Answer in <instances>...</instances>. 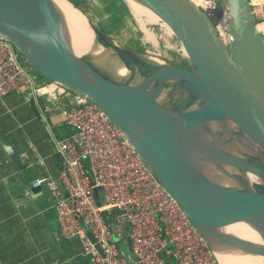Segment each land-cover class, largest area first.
<instances>
[{
  "label": "water",
  "instance_id": "water-1",
  "mask_svg": "<svg viewBox=\"0 0 264 264\" xmlns=\"http://www.w3.org/2000/svg\"><path fill=\"white\" fill-rule=\"evenodd\" d=\"M137 1L171 30L188 67L172 62L150 64L141 57L144 50H138L141 55L137 58L136 51L117 44L90 22L96 35L104 40L100 43L132 71V75L139 76L138 86L135 84L132 88L137 89V93L126 98L119 96L121 100L108 84L110 77L90 62L85 53L72 50L62 29L54 25L52 13L41 9L36 2L0 0V37L12 42L35 71L91 99L124 133L211 247L210 237L228 245L243 242L242 235L223 236L218 231L246 225L257 229L264 220V188L254 193H239L230 188L211 193L210 200L225 210L251 213L250 218L243 220L227 218L199 203L182 183L184 152L174 165L171 179L164 176L156 153L167 148L176 154L172 138L176 133L213 126L233 127L244 121L250 123L251 133L264 140V36L257 29L250 0H220L218 9L224 11L227 42L218 36L213 19L193 0ZM30 8L37 17L28 12ZM45 51L57 54L54 64L45 60ZM148 73L152 76L146 77ZM165 79L179 81L188 90L176 109L164 106L161 101L157 103L156 99L171 89L164 85ZM195 97L201 104L191 103L187 107L185 100ZM152 103H157L161 110L153 109ZM0 143L15 167L22 169L23 162L12 143L4 137L0 138ZM263 156L257 153L252 158L264 170ZM99 190L93 187L97 197ZM89 238L94 242L90 235ZM125 242L126 253H131L129 234ZM122 256L126 264H138L123 251Z\"/></svg>",
  "mask_w": 264,
  "mask_h": 264
},
{
  "label": "built area",
  "instance_id": "built-area-1",
  "mask_svg": "<svg viewBox=\"0 0 264 264\" xmlns=\"http://www.w3.org/2000/svg\"><path fill=\"white\" fill-rule=\"evenodd\" d=\"M195 3L213 19L218 36L227 42L220 0ZM250 3L264 36V0ZM21 57L12 42L0 37V98L29 85L33 99L43 97L60 105L64 122L73 128L70 137L53 140L59 155L57 178L36 177L30 182L31 187L44 185L55 197L61 236L78 240L90 264H126L115 241L122 229L112 231L105 219L104 212L112 209L114 222L128 227L133 262L220 264L177 200L109 117L86 95L57 81L36 85ZM93 187L100 188L98 197Z\"/></svg>",
  "mask_w": 264,
  "mask_h": 264
},
{
  "label": "bare ground",
  "instance_id": "bare-ground-1",
  "mask_svg": "<svg viewBox=\"0 0 264 264\" xmlns=\"http://www.w3.org/2000/svg\"><path fill=\"white\" fill-rule=\"evenodd\" d=\"M134 1L155 16L147 7L137 0ZM193 1L200 2V0ZM26 2H36L41 9L52 13L54 25L62 29L61 32L67 37L74 52L86 54L92 46H96L100 41L104 43V40L96 35L94 28L87 17L83 16V13L78 11L81 14L78 16V12L74 14L65 9L64 0H26ZM71 7L78 10L72 5ZM28 12L33 16H38L31 8L28 9ZM91 51L92 63L110 77L111 83L108 84L117 98L120 99L121 96L126 98L137 93V89L132 90V88L137 82L138 75H132V71L127 69L117 58L115 59L107 48ZM44 57L49 64H54L57 54L45 51ZM148 61H154V59L150 58ZM163 95H165V91ZM160 98L156 99L157 103L163 100ZM191 100L192 98H189L185 102L188 103ZM157 103L150 105L153 109L161 110ZM249 125L250 123L244 121L233 127L213 126L176 133V136L172 137L176 154L167 148L156 153L164 176L167 179L172 178L174 165L181 152H184L186 164L182 183L194 198L205 207L226 215L224 217L238 220L250 218L251 213L247 210H225L210 200L211 193L227 187H231L239 193H254L264 188V170L252 158L253 154L264 155V140L251 133ZM218 232H221L223 236L239 234L244 237L243 242L230 245L210 237L220 264H264V220L255 230L246 225L239 229H226ZM253 250L254 252H252Z\"/></svg>",
  "mask_w": 264,
  "mask_h": 264
},
{
  "label": "crops",
  "instance_id": "crops-1",
  "mask_svg": "<svg viewBox=\"0 0 264 264\" xmlns=\"http://www.w3.org/2000/svg\"><path fill=\"white\" fill-rule=\"evenodd\" d=\"M112 25L105 31L112 30ZM119 41L114 38L117 44L127 45L122 36ZM31 94L30 86L24 85L0 98V138L12 143L23 162L22 169L16 168L0 143V264H90L78 240L60 239L55 197L44 185H30L36 177L57 178L59 155L53 140L73 133L62 118L60 105L43 97L35 100ZM125 230L116 237L123 252L119 242L123 239L126 248ZM169 264L176 263L170 260Z\"/></svg>",
  "mask_w": 264,
  "mask_h": 264
},
{
  "label": "rangeland",
  "instance_id": "rangeland-1",
  "mask_svg": "<svg viewBox=\"0 0 264 264\" xmlns=\"http://www.w3.org/2000/svg\"><path fill=\"white\" fill-rule=\"evenodd\" d=\"M64 1L66 3V6L64 4L65 9L68 10V12H73L74 14H77L79 10H74L71 5L77 9H80L79 5H83L84 8L80 10L82 11L83 16L85 15L88 21L91 22L93 26L99 28L100 30L102 29V31L106 33L107 36L111 34L114 38L117 39V41H119L120 36H122L127 43V45H124L123 47L136 51L137 58H140L141 55L137 49L138 45L143 47L144 50L141 57L144 56L143 58L147 62L150 58L154 59V61H150V64L166 62L169 63L173 61V58L179 64V57H184L182 55L183 52L180 43L177 41V39L175 40V37L173 36L171 30L165 25V23H163L157 17L151 15L134 0ZM106 1H109L108 6L106 5ZM114 10L118 11L117 15L111 13V11ZM78 16H81V14L79 13ZM81 19L83 18L81 17ZM111 24H113V29L106 32L105 30ZM120 25H122V28L117 29L118 27H120ZM117 30L119 34L116 35L114 31ZM99 48L105 49L106 47L99 42L96 46H92V48L85 54L90 62L92 55L91 50H97ZM184 66L188 67L186 63ZM28 71L31 75L34 76L35 73L32 67L30 68V66H28ZM150 75L152 76V74L148 73L146 77ZM171 80H164V85L166 86V88L169 87L171 89L169 92L165 90V95L162 97L163 100L160 103L165 104L164 106H167L169 108L176 109V107L180 103H182L183 98L188 93V90L184 88L179 81L176 82ZM139 81L140 79L139 77H137L136 85L137 83H139ZM150 88L151 86L148 89ZM199 100L200 99L198 98H192V100L188 102L187 107L191 106V103H194V105L199 104ZM227 188L232 189L231 187ZM119 243L122 244V248L126 254L123 239H121Z\"/></svg>",
  "mask_w": 264,
  "mask_h": 264
},
{
  "label": "trees",
  "instance_id": "trees-1",
  "mask_svg": "<svg viewBox=\"0 0 264 264\" xmlns=\"http://www.w3.org/2000/svg\"><path fill=\"white\" fill-rule=\"evenodd\" d=\"M79 8L80 9H83L84 7H83V5L81 6V5H79ZM111 40H113L114 41V37H110V36H108ZM137 49L139 50V51H142L143 52V47H141L140 45H138L137 46ZM23 60H25L23 57H21ZM179 64H182L183 66L185 65V63L187 64V62H186V59H185V57H179ZM26 62V61H25ZM173 63H175V64H178V62L173 58V61H172ZM26 64V66L28 67V66H30L27 62L25 63ZM188 65V64H187ZM30 68H31V66H30ZM34 76L32 75V77H33V79H34V82H35V84L36 85H42V84H44L45 82H47V81H49L50 79H48L47 77H45V76H43L42 74H40V73H38L37 71H35L34 70ZM105 219H106V221H107V223H108V225H109V227H110V229L112 230V231H114V232H117V231H119L120 229H126V228H124V226L125 225H121V224H117V223H115L114 222V220H113V216H114V213H113V211L111 210V211H109V210H106L105 212ZM123 227V228H122ZM128 230V229H127ZM127 230H125L126 232H127Z\"/></svg>",
  "mask_w": 264,
  "mask_h": 264
}]
</instances>
